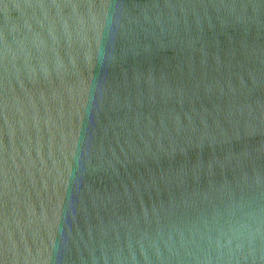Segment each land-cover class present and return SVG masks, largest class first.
I'll return each instance as SVG.
<instances>
[{
  "label": "water",
  "instance_id": "95a60500",
  "mask_svg": "<svg viewBox=\"0 0 264 264\" xmlns=\"http://www.w3.org/2000/svg\"><path fill=\"white\" fill-rule=\"evenodd\" d=\"M0 264H264V0H0Z\"/></svg>",
  "mask_w": 264,
  "mask_h": 264
}]
</instances>
